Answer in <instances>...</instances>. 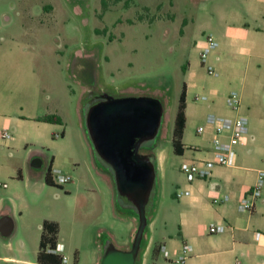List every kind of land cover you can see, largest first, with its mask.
<instances>
[{
  "label": "rangeland",
  "instance_id": "1",
  "mask_svg": "<svg viewBox=\"0 0 264 264\" xmlns=\"http://www.w3.org/2000/svg\"><path fill=\"white\" fill-rule=\"evenodd\" d=\"M236 24L251 28L250 40H264V0H0V42L5 44L14 38L30 45L36 54L35 70L42 79L41 87L49 96L45 103L52 107L60 102L65 107L64 126L49 132L44 148L57 154L54 167L72 176V182L64 185H33L28 179L35 175L43 179L50 159L39 169H27L23 160L35 148H9L3 143L0 181L7 183V189H0V209L13 208L17 219L23 213L35 228L44 220L59 222V241L65 245L68 264H100L109 241L129 249L138 220L117 210L114 179L96 163L85 132L83 105L91 93H107L115 98L153 97L162 101L164 118L154 143L155 242L146 256L152 257L163 234L177 239L179 213L184 208L183 200L174 194L184 176L172 136L186 70L191 66L206 87L211 81L222 80L231 91L238 90L246 70L243 66L234 70L232 64L240 59L230 40L245 36L230 32ZM209 35L220 43L207 59V65L218 76L208 75L200 61V43ZM20 57L22 51L0 52V111L4 114L15 115L20 106L25 108L20 82L26 81L28 72L17 70L16 59ZM252 77H264V63L251 60L247 81ZM263 91L264 87L259 101ZM70 95L75 103L82 95V120L76 119ZM209 112L205 101L190 103L186 144L199 145L197 128L205 124ZM258 118L264 119V109ZM248 122L250 134H257L258 129L264 132V122H254L257 130L250 118ZM147 150L141 153L148 154ZM9 167L17 168L24 176L18 188L9 180ZM122 206L126 208L125 203ZM25 238L27 234L19 226L10 237L0 235V242L11 240L17 245Z\"/></svg>",
  "mask_w": 264,
  "mask_h": 264
},
{
  "label": "crops",
  "instance_id": "2",
  "mask_svg": "<svg viewBox=\"0 0 264 264\" xmlns=\"http://www.w3.org/2000/svg\"><path fill=\"white\" fill-rule=\"evenodd\" d=\"M230 30V32L245 36L241 39L234 36L230 40L232 45H235L240 59L232 64L234 70H240L242 66L246 70V77L239 79V89L235 90L240 95L241 107L234 111L227 106L226 99L233 90L231 91L224 81H211L206 87L204 79L199 80L198 74L189 66L186 70L187 80L184 83L186 86V127L182 138L183 154L178 155L175 153L183 163L189 160L210 157L213 135L211 129L205 135L197 136L199 139V145L197 146H190L184 140L185 132L191 119L190 103H197L195 97L200 95L198 94L199 92H204L202 95L207 96L205 102L208 103L210 111L208 115L230 119L244 116L253 121L254 127L256 125L254 122H264L263 118H258V113L264 109V91L261 96L263 99L258 100L260 90L264 87V77H259L258 79L252 77V79L249 78L247 81V67H250L251 60L253 59L257 63H264V40L259 42L254 39L250 40L249 36L253 35L251 28H242L236 24ZM5 42V44L3 41L0 42V52L3 53L6 49L19 53L22 51L23 57L16 59V63L19 65L17 70L21 73L28 72V75L26 74L27 76H25V82H20L21 96L25 103V108L20 106V111L15 115L4 114L0 111V145L6 143L9 148L32 145L35 149L32 150L31 148L29 150L23 160V165L27 169H39L34 167L35 157H37L45 160L53 159L52 166L54 167L58 162L57 154L55 152L51 153V150L45 151L44 147L48 145L47 135L49 132L56 131L57 128L64 126L65 107L60 102L52 107L45 103L44 99L48 101L49 96L47 91L41 87L42 79L35 70L36 54L33 53L31 46L18 43L14 38L7 39ZM217 43L219 48L220 43L218 41ZM204 46L205 42H201V49ZM213 76L218 75L216 73ZM232 81H235V78ZM85 92L89 93L90 90ZM81 99L82 95L75 103V97L69 96L71 101L69 104L74 108L76 119L79 120H82ZM18 103L22 104L20 101ZM1 105L0 99V110ZM45 115H57L62 119L63 124L37 121L39 117ZM10 128L13 129L12 138L3 141L1 138L3 131ZM250 133L237 147L236 160L233 167L216 166L213 168L212 177L207 180L194 179L190 181L182 173L184 178L177 182L174 194L176 199L183 200L181 205L184 208L179 213V236L175 239L168 236V234H163L161 241L157 243L153 250L152 257L146 256L155 242L152 229L154 224L153 217L148 226V246L141 256V264H178L174 260L181 255L184 244H189L192 247V253L184 264H264V192L251 213H241L239 211L241 200L254 187L260 175L264 174V132L258 129L257 134ZM62 135L64 137L65 133L63 132ZM191 147H201L203 151L195 152L190 149ZM9 168L11 169L9 171V180L14 183L15 188H18L20 182L24 181V176L21 175L20 170H16L17 168ZM43 175V179L35 175L33 179L31 177L28 180L33 185L46 186L45 174ZM103 176L108 183L106 176ZM4 184L7 185V183ZM1 189H7V187ZM179 191L183 192L180 198L177 197ZM224 196L229 198L227 202L213 203L214 199H223ZM112 207L113 211L116 212L114 197L112 198ZM2 209H0V217L4 215L10 216L14 222L15 230L21 226V229L26 232L27 238L17 245L11 240L5 243L0 242V264H41L38 262V254L40 252L43 223L48 220H44L35 228L32 224H29L23 213L17 219L13 208ZM48 222L57 223L60 233L61 226L59 222L54 220ZM213 225L224 226L225 232L211 234L209 228ZM59 233L58 243H61L59 241ZM257 233L260 234L259 239L256 238ZM178 242L179 245H177ZM116 246L119 248L124 247ZM161 246L166 247L169 253L168 257L165 255L160 256ZM68 261L67 257V262L62 264H68Z\"/></svg>",
  "mask_w": 264,
  "mask_h": 264
},
{
  "label": "water",
  "instance_id": "3",
  "mask_svg": "<svg viewBox=\"0 0 264 264\" xmlns=\"http://www.w3.org/2000/svg\"><path fill=\"white\" fill-rule=\"evenodd\" d=\"M101 97L106 101L85 117L86 132L95 155L108 164L102 168L113 175L117 197L126 204L125 209L136 214L138 227L129 249L109 241L100 264H137L149 226L148 206L154 199L157 177L155 163L140 150L155 143L164 106L153 97L115 98L107 93ZM34 167H42V161L36 159ZM14 231L12 218L1 216L0 235L7 238Z\"/></svg>",
  "mask_w": 264,
  "mask_h": 264
},
{
  "label": "built area",
  "instance_id": "4",
  "mask_svg": "<svg viewBox=\"0 0 264 264\" xmlns=\"http://www.w3.org/2000/svg\"><path fill=\"white\" fill-rule=\"evenodd\" d=\"M218 48V43L212 35L206 37L205 46L201 51L200 61L206 68L208 75H214L215 70L207 65L208 55L211 51ZM207 96L198 95L195 97V101H205ZM226 104L231 110H238L241 107L240 95L233 91L227 99ZM209 129L213 131L211 139V150L209 158H200L195 160H189L182 164L181 172L190 180L202 179L207 180L212 177L213 168L216 166L221 167H233L236 160L237 147L243 142L246 136L249 134V122L244 116H240L236 119H230L226 117H220L216 115H208L205 119V124L197 128V136L205 135ZM3 140H9L12 138V130L5 129L2 133ZM192 151L201 152V147H191ZM51 176L55 184L64 185L72 182V176L66 172H63L60 168L52 167ZM7 185L0 182V189L6 188ZM264 192V174L262 173L257 183L252 187L241 200L239 204V211L241 213H251L255 208L256 202L262 198ZM183 192L179 191L177 197H182ZM228 197L224 196L223 199H214L213 203L218 204L220 202H227ZM211 234H221L225 232L224 226L213 225L209 228ZM256 238H260V234H256ZM64 244L57 243L55 247L48 245L46 252L60 256L62 263L67 262V257L64 255ZM160 252L168 257V251L165 246H161ZM192 253V247L189 244H184L181 250V255L174 260L178 264H184L190 254Z\"/></svg>",
  "mask_w": 264,
  "mask_h": 264
},
{
  "label": "trees",
  "instance_id": "5",
  "mask_svg": "<svg viewBox=\"0 0 264 264\" xmlns=\"http://www.w3.org/2000/svg\"><path fill=\"white\" fill-rule=\"evenodd\" d=\"M184 70H186V68H184ZM185 109H186V86L184 84L183 90L180 96V100H179V107H178V111L176 114L175 127L173 131V136H172V143H173L174 151L178 155L183 154L182 138H183L184 130L186 127ZM37 121L44 122V123L60 124V125L63 124L62 119L57 115H45V116L39 117ZM85 132H86V129H85ZM154 149H155V145L150 150H148L149 152L148 154L150 155V158L156 165V155H155ZM38 159L42 161V166H43L46 160L43 158H38ZM49 164L50 166L48 168V171L45 174V182L47 185L55 186L56 184L54 183L53 178L51 176V168L53 165V159L49 160ZM99 167L103 171L111 174L109 171L104 170L101 166ZM156 169H157V166H156ZM116 207H117V210L126 211L128 214L137 218L136 214L132 212L131 210H128V209L124 210L123 208H121L118 201L116 202ZM154 215H155V195H154V199L152 200L151 204L148 206L149 225ZM148 231H149V227L146 230L145 239L142 242V252L140 255V259L145 249L148 246V237H147ZM58 233H59V225L57 223L48 222V221H45L43 223V232H42V238H41V243H40V252L38 254L39 263L41 264H62V258L60 256L46 252V248L48 247V245H51L52 247H55L57 245ZM140 259L137 264H141Z\"/></svg>",
  "mask_w": 264,
  "mask_h": 264
},
{
  "label": "flooded vegetation",
  "instance_id": "6",
  "mask_svg": "<svg viewBox=\"0 0 264 264\" xmlns=\"http://www.w3.org/2000/svg\"><path fill=\"white\" fill-rule=\"evenodd\" d=\"M102 94H103L102 92H100V93H91V94H89L88 97L85 99V101H84V105H83L84 122H85V117H86V115H87L91 110H93L94 108H96L97 106L101 105L103 102L106 101V99H105L104 97H101ZM146 143H147V142H146ZM149 144H150V143H149ZM153 146H154V144H153L151 147H148V148H142V149L140 150V153H141V151H142L143 149H148V150H150ZM92 149H93V148H92ZM148 150H147V151H148ZM147 151H146V152H147ZM93 152H94V150H93ZM141 154H142V153H141ZM146 155H149V154H146ZM149 156H150V155H149ZM94 157H95V160H96V162H97V164H98L99 166L103 167V166H107V165H108L104 160L98 158V157L95 155V153H94ZM110 175H111V174H110ZM111 176H112V175H111ZM112 177H113V176H112ZM118 203H119L120 207L123 208V206H122V203H123L122 199L118 198ZM123 209H124V210H127V209H125V208H123Z\"/></svg>",
  "mask_w": 264,
  "mask_h": 264
}]
</instances>
